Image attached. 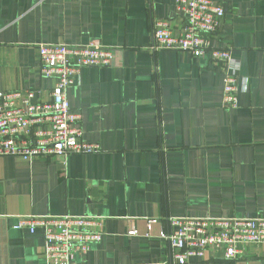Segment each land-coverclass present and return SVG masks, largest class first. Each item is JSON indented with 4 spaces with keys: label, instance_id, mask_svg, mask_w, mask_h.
<instances>
[{
    "label": "crops",
    "instance_id": "0c3cea01",
    "mask_svg": "<svg viewBox=\"0 0 264 264\" xmlns=\"http://www.w3.org/2000/svg\"><path fill=\"white\" fill-rule=\"evenodd\" d=\"M214 1L226 11L214 44L240 61L235 108L225 65L151 48L158 19L183 32L175 0H0V91L50 100L42 44L113 49L109 66L84 67L67 90L97 151L0 156V264H53L43 229L16 227L22 215L100 217L102 240L76 264H173L161 237L173 217H264V0ZM194 264H264V243L231 259L209 249Z\"/></svg>",
    "mask_w": 264,
    "mask_h": 264
},
{
    "label": "built area",
    "instance_id": "2783aa9c",
    "mask_svg": "<svg viewBox=\"0 0 264 264\" xmlns=\"http://www.w3.org/2000/svg\"><path fill=\"white\" fill-rule=\"evenodd\" d=\"M186 17L179 36L169 21L155 23L151 48L173 50L211 59L225 65L223 100L227 107L238 106L240 61L230 49L214 44L226 11L214 0H175ZM41 73L55 84L50 100L35 101L33 91H0V156L26 160L64 158L72 153H91L99 146L83 139L81 115L71 109L68 88L80 78L84 67L109 66L113 49L96 43L42 44L39 47ZM172 232L161 237L175 249L173 264H194L209 249H223L227 258H237L249 243H264V217L211 218L173 217ZM31 232L42 228L46 257L53 264H76L77 255L89 252L103 238V221L96 215H22L16 227ZM130 233H136L131 229Z\"/></svg>",
    "mask_w": 264,
    "mask_h": 264
}]
</instances>
